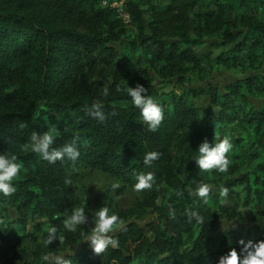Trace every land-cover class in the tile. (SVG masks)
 Masks as SVG:
<instances>
[{
	"label": "trees",
	"instance_id": "obj_1",
	"mask_svg": "<svg viewBox=\"0 0 264 264\" xmlns=\"http://www.w3.org/2000/svg\"><path fill=\"white\" fill-rule=\"evenodd\" d=\"M117 1L129 14L128 30L110 6ZM206 46L223 48L209 59L215 66L264 70V0H0V152L15 154L21 165L16 191L0 201L34 225H63L56 217L71 208L61 197L71 192L66 172L77 165L136 192L152 221L143 227L122 221L118 247L96 254L87 243L65 255L69 264H217L229 249L239 252L238 241L264 240L261 224L214 234L215 220L203 207L219 208L217 193L206 203L196 194L199 184L212 181L236 188L248 209L264 216V102L256 109L249 101L264 100V76L250 75L223 92L211 88L208 107H196L199 91L191 86L207 76ZM88 71L105 81L107 97L89 82ZM136 84L163 109L156 132L147 130L127 95ZM96 102H102L103 122L89 115ZM43 124L58 131L54 148L76 138L75 162L50 164L31 150L32 132L42 134ZM215 135L232 143L224 173L200 170L194 160L199 143L212 145ZM150 151L160 156L145 166ZM147 172L155 177L152 188L135 190L137 175ZM1 226L3 237L23 231L8 215ZM50 245L56 250L57 240ZM28 264L52 261L42 253Z\"/></svg>",
	"mask_w": 264,
	"mask_h": 264
},
{
	"label": "rangeland",
	"instance_id": "obj_2",
	"mask_svg": "<svg viewBox=\"0 0 264 264\" xmlns=\"http://www.w3.org/2000/svg\"><path fill=\"white\" fill-rule=\"evenodd\" d=\"M129 28V24L127 25L122 22V29L128 30ZM122 40L123 38L121 36L117 43H115L116 49L119 48ZM222 49V47H204V52L208 59L205 61L203 67L207 76H204L202 79H197L191 86L199 91V95L194 101L195 106L198 108L205 109L208 107L211 88H217L223 92L250 75L258 77L264 76V70L260 72L251 71L245 65L238 67L236 71L215 66L210 61ZM87 73L90 77L89 82L93 84L94 88L98 92H103L105 88L100 85L105 84V81L97 73H92L91 71ZM249 101L256 109L264 102V100L253 98H250ZM42 126V133L48 129H52L56 132L57 136V130L45 124ZM179 158L180 154L175 153L174 161L176 165L179 163ZM66 173L71 180V192L62 193L61 197L70 204L71 208L68 212L56 217L62 218L63 225H60V222H53V220H46L43 223L34 225L27 219L26 213L21 209L7 205L6 200L0 201V218L3 215H8L13 224L23 228V231L16 235L11 234L5 237L0 235V264H28L34 258V255L42 253L46 254V257H48L50 252L55 253L57 256L76 254L88 243L86 240H83L87 235L85 231L93 227L94 212L103 205L109 206L124 224L135 223L143 227L152 221L154 216L141 210L139 207L141 201L140 196L127 185L123 184L120 179L98 170L85 168L81 165L71 166ZM114 183L119 184V187L113 189L111 185ZM210 184L212 186V192L214 193L215 191L217 193L220 207L217 209L203 207V211L215 220L214 234L218 235L236 230L245 232L246 229H250L255 224L264 225V216L259 212L248 209L238 189L227 188V197H222L220 196L222 187H217L214 181ZM77 207L85 208L88 222L81 225V228H78L76 232L66 231L64 221ZM225 221L231 222L234 226L228 230H224L223 226ZM53 226L57 229L56 250H52L51 245L46 246L44 244L48 230ZM0 228L3 231L4 227L1 226ZM118 228L115 229V232ZM186 246H190V243L187 242ZM46 260L52 261L51 258H46Z\"/></svg>",
	"mask_w": 264,
	"mask_h": 264
},
{
	"label": "clouds",
	"instance_id": "obj_3",
	"mask_svg": "<svg viewBox=\"0 0 264 264\" xmlns=\"http://www.w3.org/2000/svg\"><path fill=\"white\" fill-rule=\"evenodd\" d=\"M127 95L131 98L132 104L140 111L144 124L147 125V130L156 132L161 122L164 119L163 109L160 103L148 95V89L141 84H136L135 87H127ZM108 89L105 88L102 95L107 97ZM89 115L98 121L103 122L106 119L103 110L102 102H96L91 105ZM24 127L25 125H21ZM56 140V132L48 129L46 132L37 135L32 132L31 135V150L38 153L41 159L46 160L50 164H55L57 161L68 159L75 162L79 155L76 138H73L71 143H66L60 147H52ZM232 149L231 139L228 135L222 138L215 135L212 145L205 139L201 141L196 149L198 155L195 157V163L198 169L208 172L216 170L217 172H227L231 161L226 155ZM160 153L158 151H150L145 153L143 164L150 166L152 162L158 159ZM21 165L17 163L15 154L0 152V195L5 197L10 196L16 191V186L13 183L20 171ZM154 175L151 172L140 173L136 177L134 189L137 191L150 189L154 183ZM70 183V180H66ZM113 189L118 188L119 184H112ZM212 191V186L204 183L199 184L196 194L207 202L209 193ZM228 189L222 187L220 196L227 197ZM171 211V207H170ZM196 223L203 224V217L198 212L191 213ZM88 222V217L84 207L75 208L64 221V228L69 232H76L81 225ZM117 226L123 227L122 221L118 215L110 209L109 206L103 205L99 207L93 216V227L85 231L87 233L83 240H86L91 250L96 254L103 253L107 248H116L119 241L115 236ZM234 225L231 222L225 221L224 230H228ZM57 229L55 226L49 228L48 234L44 239L46 246L57 240ZM81 240V241H83ZM241 245L239 252L235 248L218 258L217 264H264V240L260 241H238ZM51 258L52 264H69L68 259H65V254L57 256L50 252L48 257Z\"/></svg>",
	"mask_w": 264,
	"mask_h": 264
},
{
	"label": "built area",
	"instance_id": "obj_4",
	"mask_svg": "<svg viewBox=\"0 0 264 264\" xmlns=\"http://www.w3.org/2000/svg\"><path fill=\"white\" fill-rule=\"evenodd\" d=\"M103 5L106 4V1L102 2ZM111 8L114 10V13L118 19H120L124 24L130 23L129 14L125 9V4L123 1L111 2Z\"/></svg>",
	"mask_w": 264,
	"mask_h": 264
}]
</instances>
